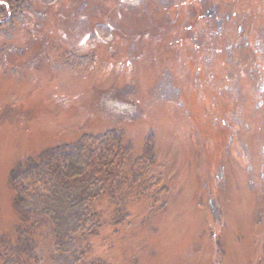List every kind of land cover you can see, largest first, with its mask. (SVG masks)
<instances>
[{"label":"trees","instance_id":"trees-1","mask_svg":"<svg viewBox=\"0 0 264 264\" xmlns=\"http://www.w3.org/2000/svg\"><path fill=\"white\" fill-rule=\"evenodd\" d=\"M79 2L87 3V7L79 10ZM197 2L179 0L166 9L155 0L123 1L124 8L115 5V0H0V32L11 27L6 31L9 39L0 34V53L14 56L20 39L15 30H10L18 26L28 43L43 44L42 49L51 45L62 53L42 54L53 68L61 63L65 53L68 64L76 65V53L62 44L66 35L61 22L72 30V20H87L85 29L95 39L89 51L79 58V66L92 67L104 51L109 64L118 65L125 72L131 68L130 75H120L125 83L132 84V104L141 117L155 112L159 125L176 137L183 131L178 128V121L186 120L194 137L191 145L199 156H205L200 152L216 145L220 160L224 159L223 148L235 136L247 147L252 146L256 155L259 151L263 155L264 62L259 57L253 70L242 60L240 51L244 39L251 50L255 48V32L263 26L264 9L259 0L238 1L233 19L215 26L203 16ZM125 4L135 6L130 8L135 12L126 14ZM34 8L43 13L44 22L37 21L33 26L23 16H31ZM124 15L128 18L118 23ZM49 16L53 21H49ZM98 26L109 28L107 38L99 37ZM76 48L73 46V50ZM2 57L0 66L5 63ZM167 77L178 91L176 98L153 95ZM152 84L155 88L146 94ZM144 98L150 100L152 107L146 108ZM174 109L179 110V116ZM126 124L85 134L78 140L79 147L56 149L16 177L11 190L19 196L21 210H16L14 218L6 222L0 219V264H42L35 253V243L44 238L53 242L49 264H81L86 253L83 239L96 235L101 227L97 215L91 212L94 202L107 197V203L115 208L113 227L122 229L130 224L124 222L129 216H121L120 205L122 199H131L128 194L133 185L143 188L146 184L156 197L167 191L162 174L155 172V168L151 172L148 161L134 151L131 141L125 139L126 134L120 133ZM250 161L254 166L263 165L252 158ZM258 174L257 170L255 176ZM210 179L214 182V174ZM152 203H144L145 216L154 210ZM214 223L211 227L216 226Z\"/></svg>","mask_w":264,"mask_h":264},{"label":"rangeland","instance_id":"rangeland-1","mask_svg":"<svg viewBox=\"0 0 264 264\" xmlns=\"http://www.w3.org/2000/svg\"><path fill=\"white\" fill-rule=\"evenodd\" d=\"M115 1V5L124 8L123 1L139 0ZM155 1L168 9L179 0ZM197 1L203 16L219 26L233 19L236 3L243 0ZM86 4L79 2V10H84ZM128 5L125 4L126 14L135 12L130 9L135 6ZM259 5L264 9V0H259ZM38 10L34 8L31 16L24 14L27 23L34 26L37 21L44 22L43 13ZM49 17V21H53ZM127 18L124 15L117 21L124 22ZM61 24L66 35L62 44L76 53V65L68 64L65 55L68 53H65L61 63L53 68L43 55L49 51L50 55L62 53L51 45L49 49H42L43 44L28 43L17 25L10 31L15 30V36L20 39L16 43L18 50L14 56L9 52L0 53L5 62L0 66V219L6 222L14 218L16 210H21L20 198L11 190L21 173L34 168L39 160L56 149L79 147L78 140L85 134H96L126 122V129H121L120 133L124 132L134 151L148 161L151 172L155 168V172L162 174L168 192L156 197L153 190H147L146 184L144 189L133 185L128 194L131 199H122L120 205L121 216H129L124 222L130 224L122 229L113 227L115 208L107 203V197L94 202L91 212L97 215L101 227L96 235L83 239L86 253L81 264H264V149L263 155L260 151L256 155L252 146L247 147L235 136L228 147L223 148L224 159L220 160V149L216 145L200 152L206 153L205 156H199L191 145L194 137L189 132L188 122L182 117L177 125L183 129L179 137L159 125L155 112L141 117L132 104L134 88L120 75H130L131 68L125 72L118 65L109 64L104 51L92 67L79 66V58L89 51L95 39L85 29L89 21L72 20L75 27L72 30L64 26L65 22ZM5 28L9 31L11 27ZM6 31L0 34L9 39L11 36ZM24 33L26 35V31ZM96 33L107 38L110 30L98 26ZM255 39L253 50L244 39L240 51L242 60L253 70L259 57L264 62V23L256 29ZM73 46L77 48L73 50ZM168 81V77L161 81L153 95L176 98L178 91ZM154 85L148 90L144 87L145 93H151ZM143 100L147 102L146 108L152 107L150 100ZM174 110L176 114L179 111ZM150 122L154 126H149ZM250 158L263 165L254 166ZM257 170L258 177L255 176ZM211 171L214 182L210 179ZM146 201H153L154 208L148 216H145L147 210L144 213L142 208ZM213 222L215 227H211ZM52 244L51 238L35 243V253L42 264H49Z\"/></svg>","mask_w":264,"mask_h":264}]
</instances>
